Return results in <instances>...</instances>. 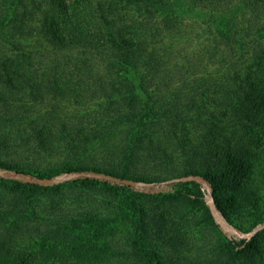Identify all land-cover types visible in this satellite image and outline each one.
Wrapping results in <instances>:
<instances>
[{
    "label": "trees",
    "instance_id": "trees-1",
    "mask_svg": "<svg viewBox=\"0 0 264 264\" xmlns=\"http://www.w3.org/2000/svg\"><path fill=\"white\" fill-rule=\"evenodd\" d=\"M201 3L212 5L219 67L191 79L183 65L167 72L151 26H177ZM46 97L51 108L73 102V121L43 114ZM55 135L78 162L60 163L50 177L92 172L76 186H100L111 199L40 182L1 195L0 264H264V241L213 240L205 204L204 235L183 249L194 221L186 199L134 184L192 183L201 196V182L174 180L198 176L227 219L263 221L264 0H0V148L7 156L23 148L11 162L31 164L33 154L57 148L48 146ZM82 151L95 155L91 167L79 161ZM122 193L125 202L114 198ZM89 221L106 233L101 245L78 240Z\"/></svg>",
    "mask_w": 264,
    "mask_h": 264
},
{
    "label": "rangeland",
    "instance_id": "rangeland-1",
    "mask_svg": "<svg viewBox=\"0 0 264 264\" xmlns=\"http://www.w3.org/2000/svg\"><path fill=\"white\" fill-rule=\"evenodd\" d=\"M212 5L210 4H197L194 6L193 10H188L186 14L183 16L184 20L181 24L170 27V26H151V31H159V36H156L152 42V47L156 49L158 55H160L163 61V68L168 72L177 73L180 68L185 66L186 75L190 77V79L194 75H198L201 73H205V69L214 70L218 66L219 59L221 58V54L216 53V45L215 43V30L210 29V24L212 22V17L208 15L209 10L212 9ZM246 29V34L250 35V32L254 30L245 22L243 26L240 28ZM247 27V28H246ZM217 40V39H216ZM154 44V45H153ZM218 44V43H217ZM166 48V49H165ZM189 80V79H188ZM27 104L32 105L33 100L31 98L25 99ZM58 101V100H57ZM26 103V102H25ZM50 99L46 97V100H43L41 104L37 108L43 110V114L50 112L51 115H55L60 119H63L64 122L68 124L73 121L75 118V113L72 104L67 100L66 102L58 101L53 102L52 108L49 106ZM79 107V105H78ZM51 108V110H50ZM48 109V110H47ZM85 110L82 111V113ZM86 111V113H88ZM78 114H76L77 116ZM81 114V112L79 113ZM71 135L72 132L70 131ZM64 137H60L59 135L48 136V146H55L56 149H52V151L41 154H33L31 156V164H20L15 165V163L11 162L13 158L12 156H18L21 154L25 155L26 151L22 150L23 148H19L17 153H10L12 156H7L4 154L2 149L0 148V183L5 184V186L0 190V196L4 195L5 197H15L13 195L22 194V191L19 192V189H23L27 187L30 183L40 182L43 185H51V184H59L60 186L66 187L67 184L73 185L75 189L79 192L85 194H91L92 196L98 197H106V199L110 198L108 194V190L99 188H93L89 193L84 192V190L80 189L79 186H76L77 183L74 182L75 178L79 174H88L90 175L92 172L84 173V171L71 173V172H61L58 175H54L50 177V174L53 170L58 169L59 164L65 163V166L71 165L70 162H76L74 156H69V151L63 145H58L57 143H62L60 141L64 140ZM43 140V139H42ZM47 140V139H46ZM29 145H33L37 142V139L33 138ZM25 149V148H24ZM80 160L82 159L83 167L88 166L91 167L93 164V152L86 153L82 151L79 155ZM27 163V162H26ZM96 163V162H95ZM73 165V164H72ZM79 167V166H77ZM21 170L29 173V175H20L17 174L16 170ZM77 169V168H75ZM45 172V173H44ZM44 174V178H38L39 175ZM102 174V173H97ZM198 177V176H197ZM45 180V182H43ZM201 182L202 185V195L198 196V192L192 183L186 184H174V183H165L161 185H152V184H142V183H134L136 186V191L153 194L154 196L161 197L163 195H173L176 202L185 200L188 203L187 213L188 216L193 215L194 221L190 223V227H192L189 232L191 238H188V246L183 249H189L190 245H193L194 240H197V244L199 239H201L204 235V231L202 228L203 223H208L206 219H204V204L207 205L212 213V221L215 226L212 228L214 232H212L211 236L213 240L222 241L225 238H232L236 241L244 239L246 241H250L252 238L255 239L254 242H263L264 241V233L259 235L258 237H254L256 233H258L261 229L256 230L260 225L264 224V219L261 223L252 226L255 220L250 213H245L243 218L237 220L235 216L231 218H226L218 209L214 206V200L212 191L209 186L204 182L201 178L197 180ZM72 189V190H75ZM88 191V190H87ZM111 191V190H109ZM16 192V194H15ZM68 190L65 192V195ZM76 192V191H75ZM123 195H114V198L117 200H121L125 202L129 194L122 193ZM41 196L38 197V199ZM9 199V198H8ZM31 199V198H30ZM113 199V198H112ZM33 200V199H32ZM35 201V200H33ZM22 208V206H19ZM111 205L108 212H115ZM15 217L19 215V209L16 210ZM105 222V221H102ZM84 226L77 235L78 240L81 243H87L86 245H101L100 243L105 241V236L102 235V231L98 228L97 231L91 230L90 221L84 222ZM101 227H104L103 224H100ZM240 226L241 228H236ZM86 229V230H85ZM215 229V230H214ZM34 243H37V239L34 240ZM34 244V245H35ZM195 246V245H194Z\"/></svg>",
    "mask_w": 264,
    "mask_h": 264
},
{
    "label": "water",
    "instance_id": "water-1",
    "mask_svg": "<svg viewBox=\"0 0 264 264\" xmlns=\"http://www.w3.org/2000/svg\"><path fill=\"white\" fill-rule=\"evenodd\" d=\"M94 176H96V177H102V178H107V179H110V180H113V181L120 180L119 178H116V177H113V176L104 175V174H94ZM186 179H190V180H200V178L197 177V176L181 177V178H176L174 180L175 181H179V180H186ZM121 181L126 182V183H132V182H130L128 180H125V179L124 180H121ZM43 182H45V180H43ZM263 227H264V224L263 225H260L256 230L261 229Z\"/></svg>",
    "mask_w": 264,
    "mask_h": 264
}]
</instances>
